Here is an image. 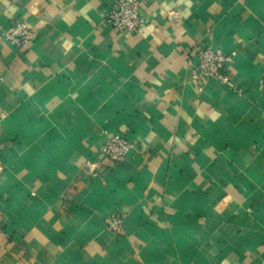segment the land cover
<instances>
[{"label":"crops","instance_id":"obj_1","mask_svg":"<svg viewBox=\"0 0 264 264\" xmlns=\"http://www.w3.org/2000/svg\"><path fill=\"white\" fill-rule=\"evenodd\" d=\"M113 2L0 0V264H264V0H141L134 33ZM206 44L234 86L198 88Z\"/></svg>","mask_w":264,"mask_h":264},{"label":"built area","instance_id":"obj_2","mask_svg":"<svg viewBox=\"0 0 264 264\" xmlns=\"http://www.w3.org/2000/svg\"><path fill=\"white\" fill-rule=\"evenodd\" d=\"M141 0H114L112 6L107 10L106 17L112 27L120 32L134 33L144 25L140 13ZM4 39L16 48H29L36 37L26 20H21L11 30L5 31ZM236 52H225L209 44L202 46L196 54V61L191 67V77L197 82L198 88L203 89L208 79H217L225 84L234 86L227 73L228 66L234 62ZM133 143L125 134L117 133L111 135L101 146V153L113 162H120L132 150ZM0 152V167H2ZM4 218L0 213V231L4 227ZM105 224L108 229L119 232L123 229L124 218L121 214H114L106 218Z\"/></svg>","mask_w":264,"mask_h":264}]
</instances>
